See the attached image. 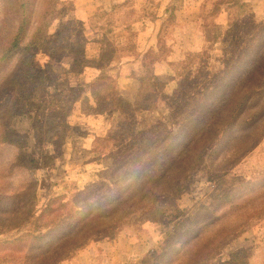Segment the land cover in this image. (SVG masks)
<instances>
[{
  "label": "rangeland",
  "instance_id": "rangeland-1",
  "mask_svg": "<svg viewBox=\"0 0 264 264\" xmlns=\"http://www.w3.org/2000/svg\"><path fill=\"white\" fill-rule=\"evenodd\" d=\"M21 4L28 34L46 27L27 53L24 28L0 63V82L22 56L29 71L0 93V110L12 109L0 112V264H264V77L249 71L216 112L173 138L213 81L237 61L251 66L244 55L264 0H0V56ZM250 86L262 106L244 107L228 128L224 105ZM222 117L218 136L196 144ZM155 146L163 155L141 156L135 180L112 172L121 156ZM88 208L62 234L66 215ZM26 235L43 239L15 244Z\"/></svg>",
  "mask_w": 264,
  "mask_h": 264
},
{
  "label": "trees",
  "instance_id": "trees-1",
  "mask_svg": "<svg viewBox=\"0 0 264 264\" xmlns=\"http://www.w3.org/2000/svg\"><path fill=\"white\" fill-rule=\"evenodd\" d=\"M19 7H20V9L23 10L25 6H24V4H21V6H19ZM26 25H27V18L25 16V11L23 10L21 12V14H19L15 31L12 34V36L8 42V46L6 48H4V50H2V55L0 56V63H2V62L7 63L9 60L8 59L9 55L15 54L16 50L19 48V43L21 42V38L23 39V37H24L25 31H24V34H22L24 28L26 29V33H27V37H28V42H27L28 44L25 47L24 52L27 53L30 48L34 49L35 47L40 46L39 41L41 38H43L42 36L44 35V29L46 26L42 25L41 23H37L33 33L28 34ZM255 30H256L257 34L254 37L258 40L257 45L254 46L253 50L251 49V50L247 51V53H245V55H244L245 58H247V60L249 62L250 61L252 62L251 66L247 69V65H243L245 63H242L241 61H237L234 65H232L229 69H227L224 72L223 76L220 78V80L218 82L213 81V84H215L214 89L210 90L207 96H204L200 99V101L198 102V106L196 107V108H199V110L196 109L192 112V114L190 113L188 115V117L185 121V124L181 127V129L179 131V135L174 136L173 137L174 139L177 137L176 140H178L180 138L181 134H183L187 129L197 128L199 126L198 120H201L203 115L208 116L211 112H213V111L216 112V110H218V107H216L218 105V103H220L223 99L226 98V95L229 93V90L233 89V87L235 86L236 81H240V80H242L248 76L249 71H251L252 69H257L258 79L264 77V24L259 25L257 28L255 27ZM28 59L30 60V62L32 59V63H33V56H29ZM241 63H242V65H241ZM27 66H28L27 65V58H26V56L25 57L22 56L20 58L19 65H16L11 71L7 72L3 76L4 78L0 82V93H1V90L3 89L4 85H6V86L9 85V83H7V82L9 80L10 76H12V78H14V80L12 81L13 83L16 81L21 82V81L25 80L29 71L24 70V69L20 70V68H26L27 69ZM36 74H37V72H36ZM34 75L35 74H31L30 76H28V78L30 80H32L34 78ZM20 89H21V90H19L20 93L25 92L23 87H20ZM256 91L257 90H255V91L253 90V86H250L247 89L242 90L240 95H238L237 94L238 91H236L234 97L231 99V102H229L230 104L224 105L226 107L224 113L229 112V116H228L229 122L227 124L228 128H232L235 126V124L230 123V121L236 115L240 114L244 107H247V106L252 105V104L256 105L255 108L257 106H262L263 99L255 100L254 96L255 95L261 96L263 93L262 92H256ZM4 92H2L1 95L4 94ZM2 110H0V112L5 114L6 116H10V113L12 111L11 107L8 106L7 104L3 105ZM263 110L264 109H262V111L259 112L260 116L262 115ZM233 112H235V113H233ZM0 118H1L0 119V135H1L0 136V142L1 143H8L7 138L4 136L5 132H6V129H5L6 125H3L4 116H0ZM224 125H226V117H224V118L222 117L218 120V122H215L212 125L206 126L205 128H203L202 132L195 135L198 137L195 140V143L199 144L202 141L204 142L205 137H210V139L213 141L215 139V137L218 136V133L220 132V128L223 127ZM221 132L223 133V128H222ZM226 132H227V130L224 129V133H226ZM154 139H155V137L151 136V137H149L148 141H151ZM144 148L145 147H143V148L140 147L134 153L132 152L134 154L133 156H136V157H133V159L127 158V155L121 156L115 162V164L112 168V172L116 173L117 171H120L121 175H125V179L128 177H129V179H130V177L131 178L133 177V179L135 180L138 175L143 173V171L145 169L144 167H146L145 165H147V162L146 163L143 162L142 165H137V160L141 156H145V154H147V152H148L150 155L153 156V157H151V160H154L155 158L159 159V157H161L163 155V153L160 152L162 150H160L157 146H155V149H146L145 148L146 149L145 150ZM171 150H172V147H171V145H169L165 149V151H166L165 153H168V152L170 153ZM158 152H160V153H158ZM130 160H132L133 164H134L133 168H131L133 170L128 171L127 169H125V171H124L123 167H125V165ZM92 191H93V189H90V192H92ZM109 196H111V195H109ZM231 198H233V197H231ZM92 210H93L92 208H88V209H86V211L85 210L78 211V212L73 213V215H71L72 212H69L65 218V219H67V222L65 224H63L61 226V228H58V229H60L62 231V234L67 233L74 226V224H75L74 221L79 219L78 221L80 223H83L84 220L86 219V217L90 214V212ZM44 213H52V212L45 209ZM55 227H58V226H55V224L52 223V226L49 228L46 236L51 235V233L53 232ZM91 228L92 227H90V229ZM94 228H95V226H93L92 230ZM54 232H56V231H54ZM82 233H83V229L80 228L79 234L76 233L75 238H77V236H80ZM72 234H74V233H71L68 236L70 237V236H72ZM42 239H43V236L37 238V237H34L32 235H26V236H23V238H19L18 240H16L15 244L23 245L26 247L29 246V248H31V246H35L38 243H40ZM172 243H171V245H172ZM68 247L69 246H65L64 249H67ZM166 257H164V259L161 261V263L166 259Z\"/></svg>",
  "mask_w": 264,
  "mask_h": 264
},
{
  "label": "crops",
  "instance_id": "crops-1",
  "mask_svg": "<svg viewBox=\"0 0 264 264\" xmlns=\"http://www.w3.org/2000/svg\"><path fill=\"white\" fill-rule=\"evenodd\" d=\"M197 23H199V22H197ZM197 23H195V24H197ZM148 26H149V24H146V27H145V28L142 27L143 29L141 28V32H142V33H143V32H147V30H148V29H147ZM190 51H194V53H198V51H196V50H190Z\"/></svg>",
  "mask_w": 264,
  "mask_h": 264
}]
</instances>
